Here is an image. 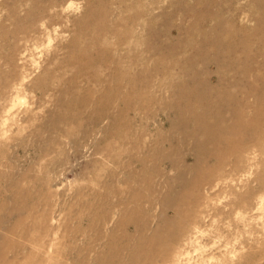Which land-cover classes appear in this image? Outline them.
<instances>
[{
	"label": "rangeland",
	"instance_id": "obj_1",
	"mask_svg": "<svg viewBox=\"0 0 264 264\" xmlns=\"http://www.w3.org/2000/svg\"><path fill=\"white\" fill-rule=\"evenodd\" d=\"M0 264H264V0H0Z\"/></svg>",
	"mask_w": 264,
	"mask_h": 264
},
{
	"label": "bare ground",
	"instance_id": "obj_2",
	"mask_svg": "<svg viewBox=\"0 0 264 264\" xmlns=\"http://www.w3.org/2000/svg\"><path fill=\"white\" fill-rule=\"evenodd\" d=\"M219 50L220 49H218L217 50V52H219ZM208 63H210L211 61H207ZM212 63V62H211ZM244 82L246 81V78L243 80ZM235 84H238V82L236 81L235 82ZM248 93L246 92L245 93V95H247ZM223 97H219V100L220 101H223ZM200 102H203V101H208V98H206V95H203L202 96V98L201 99H198ZM196 101H197V99H196ZM198 101V102H199ZM234 115L237 117V119H236V121H238L240 118H241V116H242V112H238L237 111V113H236V110L234 111ZM191 116H193L194 117V119H195V121H197V129L198 130H201V131H203L204 133H211V132H213V133H215L216 131H218V130H222V129H218L219 127H217V128H214L213 126H210V125H207L206 123H203V118L205 119L208 115H207V113H204V114H202V115H196V114H192ZM203 123V124H202ZM237 124V123H236ZM216 130V131H215ZM183 193V192H182ZM181 199V198H180ZM134 225H136L135 226V228L137 229V230H141L144 226H141V225H138V224H136V223H134ZM133 249H134V247H133ZM144 252V251H143ZM134 253H136V254H138L139 253V251H138V249H134ZM128 261H130L129 259H128Z\"/></svg>",
	"mask_w": 264,
	"mask_h": 264
}]
</instances>
